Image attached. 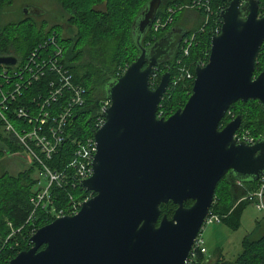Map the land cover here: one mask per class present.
<instances>
[{"label":"water","instance_id":"1","mask_svg":"<svg viewBox=\"0 0 264 264\" xmlns=\"http://www.w3.org/2000/svg\"><path fill=\"white\" fill-rule=\"evenodd\" d=\"M163 0H149L134 21L139 53L106 88L110 105L95 132L93 175L81 185L95 194L73 215L37 229L33 245L9 264H185L209 214L219 181L229 172L243 182L264 173V138L237 142L243 118L221 127L232 104L264 107V69L255 75L264 43L260 1L231 0L211 41L208 62L195 67L192 93L169 117H158L171 73L152 88L160 63L175 55L186 33L177 25L149 46L141 43ZM25 14H42L27 5ZM0 54V65H15ZM76 118V117H75ZM193 200L190 206L185 201ZM172 201L171 217L161 204Z\"/></svg>","mask_w":264,"mask_h":264},{"label":"trees","instance_id":"2","mask_svg":"<svg viewBox=\"0 0 264 264\" xmlns=\"http://www.w3.org/2000/svg\"><path fill=\"white\" fill-rule=\"evenodd\" d=\"M18 0H0V15L6 8L12 7ZM149 0H59L62 8L61 22L42 21L38 25L33 15L22 13L23 17L7 22L0 27V54H13L20 62H25L32 51L40 48L51 36L64 51L63 62L71 69L74 78L86 89V101L75 109L76 118L68 126V137L61 150L49 165L58 170L66 168L74 156V139L92 136L97 129L96 122L101 114L103 102L107 100L106 88L110 81L122 75L139 53L134 21ZM208 2L211 14L202 4L195 10L202 17L200 23L192 28L183 26L186 35L195 33V40L187 56L183 55V43L175 55L167 62L160 63L150 78L152 87H156L163 73H171V81L159 106L157 114L169 117L183 107L189 99L194 78L180 80L181 67L186 66L195 76V67L206 64L211 51V41L222 25L221 12L231 0H201ZM260 1V13L264 14V0ZM192 0H163L157 17L170 15V8L191 3ZM27 3L24 4L26 7ZM103 5L104 7L100 6ZM23 6V7H24ZM100 6V7H99ZM174 13V21L159 31L153 25L143 35L141 43L151 45L165 34L166 30L179 25ZM209 20L206 21V15ZM1 20V18H0ZM67 29V30H66ZM68 34V35H67ZM41 49V48H40ZM43 51V50H42ZM46 52V51H44ZM181 59V63L179 60ZM11 69V67H9ZM264 69V43L257 58L255 75ZM1 80V79H0ZM2 81V80H1ZM22 103H26L21 99ZM20 100V101H21ZM220 122L225 126L237 115L243 122L239 131L248 130L258 140L264 138V107L258 100L237 101L232 104ZM15 119V118H14ZM2 123L0 122V126ZM14 141V140H13ZM0 134V156L4 153L21 151L17 142ZM39 166H30L16 174L4 171L0 174V264H9L19 252L29 249L33 232L54 220L52 210L38 207L31 216L34 205L31 197L38 184ZM259 187V180L244 182L229 171L218 183L211 212L222 216V223L236 229L242 222L245 209L254 203L245 198ZM93 191L81 185L63 184L52 187L53 203L57 208L67 209L73 200L84 201L93 196ZM193 200L185 201L190 206ZM176 205L170 201L161 204V216L171 217ZM68 210H65L67 212ZM12 224V226L9 225ZM13 229L15 233H13ZM20 229V231H17ZM200 254L198 264H264V217L256 222L253 233L242 240V251L235 259H228L220 253L216 257Z\"/></svg>","mask_w":264,"mask_h":264},{"label":"built area","instance_id":"3","mask_svg":"<svg viewBox=\"0 0 264 264\" xmlns=\"http://www.w3.org/2000/svg\"><path fill=\"white\" fill-rule=\"evenodd\" d=\"M245 1L247 0H242L241 3ZM202 4L204 10L210 13L209 1L192 0L189 4L170 8V15L156 18L152 24L153 29L159 31L172 24L174 13L178 10L201 9ZM260 15L264 14L260 13ZM209 17L210 15L207 14L205 20L208 21ZM220 30L215 29L216 34H219ZM194 40L195 33L183 38L184 56L189 54ZM40 48L32 51L25 62H20L18 59L15 65H0L2 80H0V122L2 123L0 134L17 142L21 149L18 152H26L28 161L39 166L36 174L39 181L31 197V203L34 205L31 216L35 214L38 207H42L52 210L51 213L55 219L76 214L82 203L92 197H86L84 201L73 200L67 209L57 208L53 203L52 187L54 185L60 187L63 184L76 186L93 175V160L97 152L95 132L103 126L106 119L104 116H99L96 122L97 129L92 136L74 139L76 144L74 156L66 168L58 170L49 165L66 142L68 126L72 124L76 116L75 109L86 101V89L75 80L71 69L63 62L64 51L55 36L48 38ZM181 72V76L195 77L186 66L181 67ZM21 99H24L26 103H22ZM109 105L110 100L107 99L103 102L101 109L104 110ZM227 112L232 114L231 111ZM158 117H161V114ZM234 137L238 143L253 144L257 141L248 130L239 131L238 129ZM245 198L253 200L259 210H264V173L259 179V187ZM65 210L68 211L65 212ZM221 221L222 216L210 210L185 264H198L200 254L207 256L204 228ZM9 225L12 226L11 223ZM12 232L15 233V230L13 229Z\"/></svg>","mask_w":264,"mask_h":264},{"label":"rangeland","instance_id":"4","mask_svg":"<svg viewBox=\"0 0 264 264\" xmlns=\"http://www.w3.org/2000/svg\"><path fill=\"white\" fill-rule=\"evenodd\" d=\"M25 3H27L26 5L38 6L44 10V13L39 15L31 14L34 16L38 25H40L42 21L50 23L61 22L62 8L59 0H18L12 7L6 8V11L0 15V25L2 26L7 22H14L22 18V13H24L25 9ZM100 6L104 7L103 5ZM176 20H179V25L185 24L186 26L192 28L193 24L197 25L200 23L199 20H202V17L198 15L195 10L184 9L176 14ZM185 77L187 78V76ZM185 77L181 76L180 80L184 79ZM0 147H3L1 142ZM29 164L31 163L28 161V154L26 152L22 151L19 153L17 151L14 154L13 152L4 153L0 156V174L4 171H9L12 174H16L19 171L27 168ZM262 217H264V210H259L253 203L248 206L238 228L233 229L222 223V221L220 223H215L214 225L205 227L203 236L207 248V256L209 258H214L218 254L222 253L228 259H235L242 251L243 238L246 235L253 233L256 227V222Z\"/></svg>","mask_w":264,"mask_h":264},{"label":"flooded vegetation","instance_id":"5","mask_svg":"<svg viewBox=\"0 0 264 264\" xmlns=\"http://www.w3.org/2000/svg\"><path fill=\"white\" fill-rule=\"evenodd\" d=\"M172 28H173V27L167 29L165 33L169 32ZM158 39H159V38H158ZM158 39H156V41H157ZM156 41H154V42H156ZM154 42H153V43H154ZM182 42H183V41H182ZM182 42H181V44H182ZM153 43H152V44H153ZM181 44H179V45L176 47V49H175V53L178 51V49H179V47L181 46ZM175 208H176V207H175Z\"/></svg>","mask_w":264,"mask_h":264},{"label":"crops","instance_id":"6","mask_svg":"<svg viewBox=\"0 0 264 264\" xmlns=\"http://www.w3.org/2000/svg\"><path fill=\"white\" fill-rule=\"evenodd\" d=\"M247 208H248V207H247ZM247 208L245 209V211H244L243 215L245 214V212H246ZM242 217H243V216H242ZM209 259H211V258H209V257H208V260H209Z\"/></svg>","mask_w":264,"mask_h":264}]
</instances>
